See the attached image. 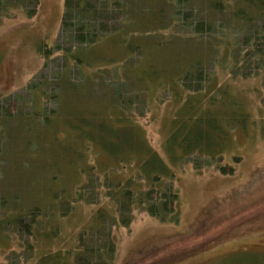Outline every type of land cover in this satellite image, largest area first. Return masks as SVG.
I'll list each match as a JSON object with an SVG mask.
<instances>
[{
	"label": "rangeland",
	"instance_id": "374dc122",
	"mask_svg": "<svg viewBox=\"0 0 264 264\" xmlns=\"http://www.w3.org/2000/svg\"><path fill=\"white\" fill-rule=\"evenodd\" d=\"M20 12L14 10L9 18L0 20V103L21 97L13 119L0 127L1 132L6 131L4 139L0 137V196L9 199L7 209L0 211V264H36L44 256L76 247L90 252L97 249L96 239L110 247L109 237L115 248L111 264H264V76L255 78L254 66L242 69L239 64V74L246 73L247 78L240 77L231 68L232 56L216 47L219 42L197 43L193 48V56L198 54L203 63L207 62L204 54L209 58L208 66H204L205 87L198 94L204 106L225 91L222 112L229 117L232 103L240 107L235 115L238 123L231 122L234 126L229 133L221 141L216 139L215 151L219 143L224 149L210 167L198 161L199 168L195 169L193 157L184 165L171 164L165 149L179 108L178 116L187 118L183 100L191 91H182L183 102L172 100L169 93H163L160 100L161 93L156 89L145 96L147 108L137 111L135 117L150 148L175 172V220L170 217L161 223L135 210L130 224L122 227L118 203L108 195L113 194L112 181L125 180L132 174L133 163L127 168L119 167L118 161L128 157L106 161L97 154L100 149L94 144L91 149L81 145L78 157L73 152L77 150L76 131L69 130L68 135L66 126H58L57 122L48 128H33L26 121L32 110L41 109L47 114L55 109V101L49 96L63 94L53 83L65 70L62 55L52 52L43 60L39 49L51 52L57 44L64 0H41L39 11L30 19ZM138 61L137 55L131 59L132 63ZM98 67L117 74L116 68L109 71L106 64ZM157 67L162 68L161 64ZM70 69L77 74L76 66ZM168 69H172L170 63ZM39 81L47 83L43 99L25 89L28 83ZM109 81L108 78L101 85L106 87ZM131 83L127 81L126 85ZM128 92L125 100L131 103L134 92L130 88ZM103 94L98 89L93 92L97 97ZM79 96L85 97L86 93L81 91ZM63 103L70 106L67 98ZM73 106L77 105L72 102L68 109ZM86 109L90 111L89 106ZM54 138L55 145L51 144ZM23 157L31 158L27 169L21 166ZM50 157L55 164L48 167L51 160H46ZM117 167L119 172L114 170ZM218 167L231 172L222 175ZM33 208L41 209L42 215L35 218L37 222L30 229L33 235L25 238L35 247L34 259L29 262L21 226L14 225L13 220L21 215L23 221L29 222L26 215ZM100 215L106 218L102 228L95 230L99 229Z\"/></svg>",
	"mask_w": 264,
	"mask_h": 264
},
{
	"label": "trees",
	"instance_id": "16d2710c",
	"mask_svg": "<svg viewBox=\"0 0 264 264\" xmlns=\"http://www.w3.org/2000/svg\"><path fill=\"white\" fill-rule=\"evenodd\" d=\"M40 1L0 0V20L9 18L14 10L23 11L30 19L39 11ZM57 39L51 52L43 47L39 49V55L43 60L48 59L52 52L62 55L65 70L55 77L53 83L57 89L61 88L63 94L49 96L55 101V109L47 114L41 109L38 112L32 110L26 117L27 123L33 128L38 125L39 128H48L57 122L58 126H66L68 135L69 130L76 131L77 150L73 152L78 157L81 145L91 149L93 144L100 149L97 154H101L106 161L111 157H128L117 161L121 168L133 163L132 174L125 180L117 178L112 181L114 188L113 194H110L113 198L108 195L119 205L117 214L121 217L122 227L130 224L131 214L135 210L145 212L161 223L167 222L170 217L175 220L178 200L174 187L175 172L150 148L135 114L147 108L145 96L153 94L155 89L161 93L160 100L163 93H169L175 101H181L182 91L187 93L190 90L192 94L186 95L183 100L187 118L182 120L178 116L179 108L176 118L172 120L173 129L166 140L165 149L171 164L184 165L193 157L195 169L199 168L198 161H204L210 167L224 149L221 143L217 151L213 146L217 140L223 139L226 132L229 133L234 126L232 123H238L235 115L240 107L232 103L233 112L229 117L222 112L225 91L219 92L218 98H210L204 106L198 94L205 87L202 85L204 66H208L209 58L204 54L207 62L203 63L198 59V54L193 56V48L197 43L216 45L219 42L216 47L232 56L234 63L231 68L236 69L238 74L241 70L237 66L240 64L242 69L254 66L255 78L264 76V0H64ZM136 55L140 61L132 63L131 59ZM103 64L111 69L109 71L116 68L117 74L107 72L105 67H98ZM159 64L163 69L157 67ZM71 66L78 69L76 75L70 72ZM245 74L240 73L239 76ZM108 78L111 79L110 85H101ZM127 81L132 83L127 86ZM46 84L45 81L28 83L25 89L32 96L43 99L47 96ZM129 88L134 92L131 103L125 100L130 93ZM97 89L105 95H93ZM81 91L86 93L85 97L79 96ZM109 93L113 96H109ZM64 98L69 100V107L63 103ZM20 100L21 97H15L13 101L9 98L0 103L1 128L13 119ZM72 102L77 106L70 110L68 108H71ZM87 106L90 111L86 109ZM63 113L67 115L63 116ZM1 128L0 137L4 139L2 134L6 131L1 132ZM66 138L70 142L69 137ZM56 142L54 138L51 144L55 145ZM129 152H132L131 156H126ZM49 160L48 167L54 166L51 157L46 161ZM29 161L31 158L23 157V169L30 166ZM217 169L222 175L231 172L224 167ZM114 170L119 172L118 167ZM8 204L9 199L0 196V211L7 209ZM41 215V209L33 208L29 216L26 215L27 223L21 215L20 218L14 217V225L21 226L22 239L33 235L30 229L37 222L36 217ZM105 218L101 215L97 217L99 229L95 230L102 228ZM29 240H24L23 247L30 262L34 259L35 247L32 243L28 244ZM95 242L97 249H90V252L84 248L81 252L76 247L44 256L36 264L113 263V239H108L110 247L101 240L96 239Z\"/></svg>",
	"mask_w": 264,
	"mask_h": 264
}]
</instances>
